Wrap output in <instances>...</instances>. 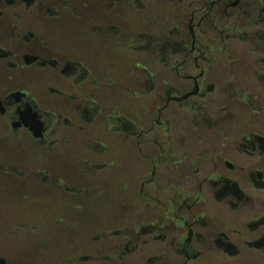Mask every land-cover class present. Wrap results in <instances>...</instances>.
Segmentation results:
<instances>
[{
    "label": "flooded vegetation",
    "instance_id": "flooded-vegetation-1",
    "mask_svg": "<svg viewBox=\"0 0 264 264\" xmlns=\"http://www.w3.org/2000/svg\"><path fill=\"white\" fill-rule=\"evenodd\" d=\"M100 179L123 218L61 264H264V0H0V182L69 231Z\"/></svg>",
    "mask_w": 264,
    "mask_h": 264
},
{
    "label": "rangeland",
    "instance_id": "rangeland-1",
    "mask_svg": "<svg viewBox=\"0 0 264 264\" xmlns=\"http://www.w3.org/2000/svg\"><path fill=\"white\" fill-rule=\"evenodd\" d=\"M87 186L89 188L98 186L102 189L103 196L96 201L86 200L84 208L73 213L74 227L69 231H63L62 227L53 221L56 215H61L60 207L64 203L61 197L31 198L19 202L7 194V188L0 182V245L6 246L11 255L18 257L17 264H61L59 257L64 253L68 254L72 246L80 242L85 231L106 224H115L123 218V210L119 202L124 194L118 192L114 182L96 180L87 182ZM14 218H25L34 222L40 230L39 233L48 230L52 234L50 238L52 248L44 252L35 246L39 234L37 236L26 234L18 238L8 237L5 233L8 228L6 225H9ZM228 264L260 263L255 258L243 257Z\"/></svg>",
    "mask_w": 264,
    "mask_h": 264
}]
</instances>
